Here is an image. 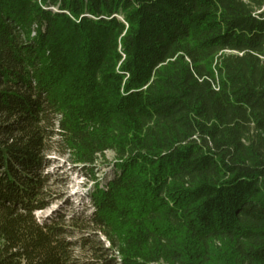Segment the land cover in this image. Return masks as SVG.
Wrapping results in <instances>:
<instances>
[{
	"label": "trees",
	"instance_id": "trees-1",
	"mask_svg": "<svg viewBox=\"0 0 264 264\" xmlns=\"http://www.w3.org/2000/svg\"><path fill=\"white\" fill-rule=\"evenodd\" d=\"M51 143L89 213L36 218ZM89 228L90 264H264V0H0V264Z\"/></svg>",
	"mask_w": 264,
	"mask_h": 264
},
{
	"label": "rangeland",
	"instance_id": "rangeland-1",
	"mask_svg": "<svg viewBox=\"0 0 264 264\" xmlns=\"http://www.w3.org/2000/svg\"><path fill=\"white\" fill-rule=\"evenodd\" d=\"M228 52V51H226ZM53 138V137H52ZM52 140V139H51ZM48 166L44 172L49 174L47 190L51 192L48 205L34 212L37 219H45L61 214L64 218L74 213L85 215L92 210L89 202V194L93 190V180L87 169L74 164L67 152L54 143L46 150ZM114 154L107 151L104 156L98 157L95 167V175L99 182H103L113 169ZM66 238L75 240L72 245V256L77 264H90L95 257L92 246H108L105 236L92 228L88 232H70ZM88 237L89 244H83V238Z\"/></svg>",
	"mask_w": 264,
	"mask_h": 264
}]
</instances>
